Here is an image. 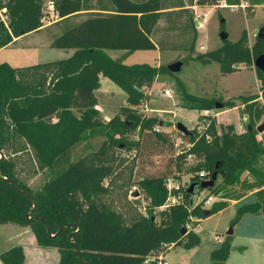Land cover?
<instances>
[{
    "label": "trees",
    "instance_id": "trees-1",
    "mask_svg": "<svg viewBox=\"0 0 264 264\" xmlns=\"http://www.w3.org/2000/svg\"><path fill=\"white\" fill-rule=\"evenodd\" d=\"M48 1L56 19L41 33L55 29L51 35L47 33L49 46L73 49L74 53L62 60L22 68L0 64V225L28 228L37 246L57 250L58 264H142L151 256L163 257L169 250L164 245L185 250L196 247L200 243L193 231L196 222L222 211L246 192L256 190L257 200L238 207L231 225L246 213L264 215V168L259 167L264 142L256 139L255 130L264 116V73L258 70L255 72L263 105L256 101L259 95L238 97L250 131L246 127L243 133L236 134L232 126H226L218 132L213 119L202 131L195 127L184 135L176 130L191 147L176 153L170 168L181 172L192 154L196 164L188 168V185L200 182L198 173L202 171L206 179L213 173L221 178L202 201L190 205L193 194L188 192V185L168 191L170 169L137 181L147 200L145 215L126 216L102 201L108 193L104 181L113 173L112 149L139 150L144 143L175 151L168 134L159 131L164 123L136 110L148 100L147 90L157 76L172 73L160 65L119 64L106 51H123L127 56L135 51L164 50V39H152L159 22L164 20L166 29L183 30L188 35L183 42L172 44L171 49L192 55L196 30L189 7L217 6L219 0H177L170 6H164L162 0ZM240 1L247 4L248 17L256 6H264V0L225 3L240 5ZM0 10H4V20L0 18V49L16 43L14 39L42 30L43 0H0ZM262 54L264 39L255 36L249 45L244 31L236 42L226 39L220 47L197 53L193 59L204 65L215 62L221 75H226L239 70L241 64L252 69L254 60ZM101 78L124 92L127 104L108 121L97 109L96 91L101 87ZM177 82L187 109L201 112L215 109L216 104L223 108L236 106L234 102L189 95ZM133 130H138L141 141L128 140ZM95 137L102 138L98 149L75 158L77 147ZM22 147L33 151L40 171L49 173L38 189L19 181L12 159L4 158L3 151L16 154ZM243 173L253 181L241 180ZM236 185L239 191L233 190ZM169 194L180 195L181 202L167 205ZM212 195H221V200L212 203L209 215L204 216V201ZM165 205L164 210L155 211ZM189 224L192 227L187 228ZM229 239L226 236L211 251V264H226ZM0 262L24 264L22 247L0 253Z\"/></svg>",
    "mask_w": 264,
    "mask_h": 264
},
{
    "label": "rangeland",
    "instance_id": "rangeland-1",
    "mask_svg": "<svg viewBox=\"0 0 264 264\" xmlns=\"http://www.w3.org/2000/svg\"><path fill=\"white\" fill-rule=\"evenodd\" d=\"M138 1V0H131ZM164 6L174 5L177 0H162ZM225 0H219L218 5H223ZM204 6L195 7L193 20L198 21L196 30V42L194 53L189 55L187 52L179 49H171L172 44L183 42L187 39L183 30L172 31L166 29V23L161 20L158 30L152 35L153 41L157 42L164 39L166 42L164 50L157 51H135L126 56L124 64L147 63L150 65L168 67L169 64L181 61L182 67L179 72L168 75L160 73L154 80L150 89L147 90L148 100L137 107L136 110L143 116H156L164 124L159 131L168 134L171 142L174 144L175 151L170 152L166 146L146 145L137 149H112L114 161L112 162L113 173L111 177L104 181L108 187V193L102 198V201L110 208L123 215L133 214L145 215L147 200L145 193L137 186V181L144 176H158L169 169L172 171L170 180L166 182L168 191L187 186L190 174L188 168L196 164L194 159H187L182 167V171L177 173L174 167L170 168L172 158L181 149L185 148V141L172 130V125L181 123L187 130L191 131L197 125L196 117L200 113L198 110L184 109L185 102L177 81L182 83L184 90L189 94L206 99H222L223 101L234 102L237 108L230 110L224 116L233 121L240 122V96L258 95L260 90V81L256 76L255 69H249L244 65H239L235 73L221 75L219 66L215 62L201 64L195 61L193 57L197 53H204L214 50L222 45L220 33L227 34L229 42H236L245 31L248 34V43L254 42L257 30L264 27V8H258L257 14L249 12L238 5L235 8L222 6ZM246 7V6H245ZM43 10L46 11V17L42 22L46 25L56 19L53 11L49 8V1L43 0ZM53 10V8H52ZM4 10H0V18ZM49 12V13H48ZM255 15L254 17H252ZM200 24V25H199ZM222 25V27H221ZM55 32V29L48 31V35ZM47 33H40L34 36L23 38L18 42L0 50V64L6 63L13 68L28 67L37 64L48 63L56 60H62L74 53L73 49L52 48L47 42ZM112 59H118L124 56L123 51H106ZM101 87L96 91L98 99L97 109L104 121L112 118L118 110L126 106L125 94L114 83L107 78L100 79ZM168 89L170 97L163 95L162 91ZM217 111L216 109H213ZM264 122V118L259 122ZM129 141H141L138 130L128 133ZM180 141L183 143L180 144ZM264 142V131L262 139ZM102 142V138L95 137L85 144L80 145L75 150V158L87 152L96 151ZM177 145V146H175ZM4 158L12 159L15 166V175L19 181L35 190L49 178V173L40 171L34 158V153L27 147H22L16 154L9 151H3ZM259 167L264 168L263 157L259 160ZM241 180L252 182L250 175L243 173ZM221 178L216 177L215 183H220ZM239 185L234 187V191H239ZM252 192V191H249ZM209 194L208 189L195 191L191 198L193 204L199 203ZM245 194H248L246 192ZM221 195H212V203L221 200ZM175 197L169 194L166 204L171 203V198ZM178 197V196H176ZM180 197V195H179ZM255 201L253 194H248L243 199L235 202H229L228 206L222 211L203 218L193 227V231L199 236L200 243L190 249L182 248L169 249L163 256L166 264H211L210 253L217 248L227 236L226 233L231 228L230 252L226 264H264V215L246 213L234 224L232 219L238 207L243 204ZM211 205V204H210ZM205 206V210L210 208ZM165 206L156 209V212L164 210ZM159 222V216H156ZM192 227L191 224L188 225ZM11 227V226H10ZM0 225V253L14 247L21 246L24 249V264H58V253L55 248H44L36 245L32 240V233L28 228L12 225V228ZM10 228V229H8ZM10 235H8V233ZM234 248V249H233ZM233 249V250H232Z\"/></svg>",
    "mask_w": 264,
    "mask_h": 264
},
{
    "label": "crops",
    "instance_id": "crops-1",
    "mask_svg": "<svg viewBox=\"0 0 264 264\" xmlns=\"http://www.w3.org/2000/svg\"><path fill=\"white\" fill-rule=\"evenodd\" d=\"M247 4L245 3V2H243V1H240V5H238L239 7H241V8H243L244 10H245V6H246ZM218 6H222V7H229L230 6V8H235L236 7V5H227L226 3H224L223 5H218ZM197 8V6L196 5H194V6H191V7H189L191 10H192V15H194L195 14V11L194 10H196V8ZM258 8H264V6H256L255 8H254V10H253V12L255 13V15L257 14V10H258ZM255 15H253L252 17H254ZM54 22V20L52 21V22H50V23H48V24H46V25H43L42 26V30H40L39 32H37V33H31V34H28V35H25V36H22V37H19V38H17V39H14V40H16V42H18L19 40H22L23 38H26V37H30V36H34V35H37V34H40L41 32H44V30H46V28L47 27H49L52 23ZM200 25V24H199ZM247 36H248V34H247ZM47 42L49 43V39H47ZM8 47V46H7ZM3 49V48H2ZM1 50V49H0ZM252 69H254V67L252 68ZM256 70V69H255ZM235 73V72H234ZM231 74V73H230ZM226 75H228V74H226ZM258 95H259V98L256 100L258 103H260L261 105H263V101H262V98H261V96H260V93L258 92ZM222 100V99H221ZM223 101V100H222ZM240 110H241V116H240V119H241V121L240 122H236V121H233V120H231V119H229V118H225V117H222V116H224L227 112H229L230 110H233V109H235V108H237V106H235V107H233V108H220V109H217V112H218V114H217V116H216V118L214 119L215 120V123H216V127H217V130H218V132L220 131V128L221 127H226V126H232L233 127V132L234 133H236V134H241V133H243L244 131H245V128L247 127V125L249 124L248 123V120H247V117H246V115H244L243 113H242V110H243V105L242 104H240ZM184 109H187V108H184ZM199 115V114H198ZM246 117V120H244V118ZM262 118H264V116H262ZM262 118H261V120H262ZM260 120V121H261ZM262 123H264V122H262ZM262 123H260V124H262ZM259 123L257 124V126L256 127H258L259 125H260ZM256 127H255V129H256ZM189 131V130H188ZM264 131V130H263ZM263 133V132H262ZM262 133H257V136H256V139L258 140V141H260V139H262ZM263 162H264V158H263ZM168 180H170V179H168ZM167 180V181H168ZM178 187H176V188H174V189H177ZM255 191L256 190H253L252 192H248V194H253L254 196H255ZM248 194H245L242 198H240V199H243L244 197H246ZM193 197V196H192ZM239 199V200H240ZM239 200H236V201H239ZM257 199H256V196H255V201H256ZM254 201V202H255ZM191 202H192V200H191ZM231 202H235L234 200H232ZM230 202V203H231ZM195 204H197V203H195ZM210 204H212V202H210L208 205H205V206H209ZM190 205H194L193 204V202H192V204H190ZM209 210V209H208ZM199 221L200 220H198L197 222H196V224H198L199 223ZM7 226H11L10 228H12V231L13 232H15V230H18V229H15V227H12V224H6ZM16 226V225H15ZM10 228H8V229H10ZM17 228H19L20 229V227L19 226H17ZM13 232H10V233H13ZM8 233V232H7ZM10 233H8V235H10ZM32 240H34V237H33V235H32ZM35 241V240H34ZM24 250V249H23ZM163 258V257H162ZM162 262H163V264H166L165 262H164V259L162 260ZM0 264H2L1 262H0Z\"/></svg>",
    "mask_w": 264,
    "mask_h": 264
},
{
    "label": "water",
    "instance_id": "water-1",
    "mask_svg": "<svg viewBox=\"0 0 264 264\" xmlns=\"http://www.w3.org/2000/svg\"><path fill=\"white\" fill-rule=\"evenodd\" d=\"M194 25L195 27H198V21L197 20H194ZM257 38L259 39H264V27L260 28L257 30V33L255 35ZM220 38L222 41L226 40L227 39V34L224 33V32H221L220 33ZM126 58V55L118 58V59H115V61L117 63H122L123 60ZM182 67V62L181 61H176V62H173L171 64L168 65L167 69L168 71H170L171 73H177L180 71ZM253 67L254 69L260 71L261 73H264V54L258 56L254 62H253ZM222 108V106L220 104H216L215 106V109H220ZM176 130L178 132H180L181 134H188L189 131L186 129V127H184V125H182L181 123H176ZM247 130L250 131L251 130V126L248 124L247 125ZM256 132L257 133H262L263 130H264V123L260 124L258 127H256ZM263 158H264V152H263ZM216 173H213L212 176L208 179V180H204V181H201L200 183H191L188 185V192L190 194H193L194 195V192L196 190V188H200L201 190H204V189H209L211 187L214 186V183H215V180H216ZM210 213L209 210H204L203 211V214L204 216H208ZM232 234V229L230 228L228 230V232L226 233L227 236L231 235ZM234 249V248H233ZM232 249V250H233Z\"/></svg>",
    "mask_w": 264,
    "mask_h": 264
},
{
    "label": "built area",
    "instance_id": "built-area-1",
    "mask_svg": "<svg viewBox=\"0 0 264 264\" xmlns=\"http://www.w3.org/2000/svg\"><path fill=\"white\" fill-rule=\"evenodd\" d=\"M49 8H50L51 11H53L52 10L53 7H52V4L50 2H49ZM43 13H44V16L42 17V20H41L42 22L44 21V19L46 17V11H43ZM162 93H163V95H165L167 97H170V95H171L170 91L168 89H164L162 91ZM144 106H145V104H144ZM217 114H218V112L214 111L213 109L201 111L199 113V115L196 117V123H197L196 129H197V131H202L209 124L210 120H212V119L214 120L216 118ZM244 120H246V117L244 118ZM172 130H176V124L172 125ZM182 143L183 142L180 141V144H182ZM175 146H177V145H175ZM185 146H186L185 149H189L191 147V144L185 142ZM0 157H1V155H0ZM187 159H194V155H192V154L188 155ZM198 177L200 179V182L204 181V180H208V179L205 178L206 177V173L203 172V171L198 173ZM200 182H198V183H200ZM202 200L203 199H201L200 201H202ZM180 202H181V197H179V196L176 197L175 196V197L171 198V203L170 204H177V203H180ZM210 202H213L211 196L207 197L205 199L204 205H208ZM190 204H192L191 201H190ZM187 228H189V226H187ZM163 248L164 249H171V245H164ZM162 260H163L162 256H158V257L151 256V257L145 259L142 262V264H149L150 262H153V261H157L158 264H163Z\"/></svg>",
    "mask_w": 264,
    "mask_h": 264
}]
</instances>
